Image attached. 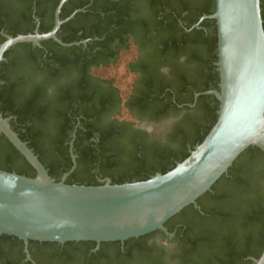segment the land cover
Returning <instances> with one entry per match:
<instances>
[{
    "label": "trees",
    "instance_id": "trees-1",
    "mask_svg": "<svg viewBox=\"0 0 264 264\" xmlns=\"http://www.w3.org/2000/svg\"><path fill=\"white\" fill-rule=\"evenodd\" d=\"M58 2L0 0V30L10 36L33 33L35 16L39 18L38 31L47 32L53 26ZM86 3L81 1L71 9L63 6L60 19ZM142 3L149 21L134 22L140 23L141 37L147 40L150 30L156 31L150 44L157 55H152L153 68L157 70L163 61L169 67V75L155 76L147 65L141 66L144 75L130 106L141 113L149 111L153 119L171 113L180 116L168 132L165 144L141 143L112 125L101 129L94 123L100 117V105L99 109L72 107L79 100L101 103V96L96 97L84 88L86 78L92 67L101 63L97 70L112 61L110 57L123 45L119 42L117 51L111 53L108 47L104 54L91 51L117 37L121 39L124 30L131 29L133 22L127 17L132 0H91L84 11L76 12L60 25L57 37L70 45H61L53 39L40 41V46L22 42L4 54L5 60L0 63V113L11 117L12 129L27 142L56 181L72 166L69 143L65 144L71 134L76 166L65 183L98 185L104 178L111 183H124L170 170L189 155V148L200 143L216 122L219 102L207 91L219 88L217 26L212 18L199 21L203 15L215 11V0H142ZM260 6L264 28V0H260ZM112 25L118 31L111 34ZM5 39L0 33V43ZM83 39H89L86 46L75 43ZM131 46L136 53L129 40L124 45ZM182 55L185 60L180 63L178 58ZM136 58L135 55L129 70L135 69ZM95 70L93 74L101 78ZM63 79L72 82L71 88L59 87L50 94L48 89ZM105 80L115 91L118 89L111 79ZM78 114L82 117L74 127L76 120L72 116ZM0 169L29 177L37 174L1 132ZM210 196L212 206L197 209L189 204L164 223L166 226L169 221L179 219L194 224L192 231L189 226L181 232L185 240L181 247L183 264H249L246 256L259 257L264 245V152L254 146L246 148L196 203ZM66 242L95 246V241Z\"/></svg>",
    "mask_w": 264,
    "mask_h": 264
},
{
    "label": "water",
    "instance_id": "water-1",
    "mask_svg": "<svg viewBox=\"0 0 264 264\" xmlns=\"http://www.w3.org/2000/svg\"><path fill=\"white\" fill-rule=\"evenodd\" d=\"M60 0L52 28L44 33L6 35L0 43V61L11 46L57 37L62 23ZM72 13L69 17H72ZM212 18L217 26V119L189 155L164 173L148 179L98 185L67 184L54 180L38 156L15 132L9 118L0 113V132L34 167L29 177L0 169V234L22 239L66 241H124L166 228L164 223L185 206L211 190V186L249 146L264 152V28L260 0H215ZM196 26L198 23L195 24ZM255 264H264V249Z\"/></svg>",
    "mask_w": 264,
    "mask_h": 264
},
{
    "label": "flooded vegetation",
    "instance_id": "flooded-vegetation-1",
    "mask_svg": "<svg viewBox=\"0 0 264 264\" xmlns=\"http://www.w3.org/2000/svg\"><path fill=\"white\" fill-rule=\"evenodd\" d=\"M81 1H87V3L84 7L73 10L62 20V23L72 18L76 12L84 11V8L89 6L91 0H66L62 4L61 9L63 6L66 9H71L75 4ZM72 13H74L73 16L69 17ZM34 18L36 24L33 32L35 29H38L39 26V18L35 16ZM127 18L129 22H133V26L129 30H124L120 36L121 39L117 37L115 40L109 42L108 45L102 46V44L96 46L92 48L91 52L95 54H104L106 51L105 48L107 47L109 48L108 50L110 53L116 52L118 49L117 44L120 42L124 46L128 40L134 44L136 49L135 55L137 58L134 61L135 69L130 68V71L134 74L135 78L129 93L125 98H122L120 91H117L118 89L115 91V88L112 85H109L106 80L104 81L105 78L101 80L102 78L94 75L92 70H95L99 64L101 66V63H99L97 66L91 68V72H89L86 78L84 88L90 94L101 96V103L99 104V101L93 102L89 100H79L78 102L73 103L72 107L79 110L81 108L87 109L96 106L99 109L98 106L100 105V117H98L94 123L97 126H101V129H108L112 125L123 131L124 134L135 137L136 141L141 143L159 142L165 144L167 142L168 132L180 116L171 113L164 118L153 119L148 113L149 111L141 113L132 108L130 102L135 97L133 95H135L138 92L137 90L140 89L141 79L144 75L141 66L147 65V69L153 71L155 76H159L160 73L169 75V67L163 64L164 62L162 61L157 70L153 68V57H157V55L156 53L154 54V49L150 44L152 42L151 35L154 36L156 31L152 28L150 30V36H147L148 38L150 37V39L147 40V38L141 37L140 23L134 22L138 19L149 21L146 7L143 5L142 0H132L131 10H129V16ZM125 20L128 22L126 18ZM115 31H118V29H115L114 25H112L109 29V33L112 34ZM0 33L5 36V38L6 35H8L2 30H0ZM80 33L81 32L78 34ZM88 40L89 39H83L75 43H83V45L86 46ZM100 40L102 41L103 37H100ZM4 54L0 63L5 60ZM117 54L114 53V55L110 57L111 60H114ZM184 60L185 56L183 55L178 58V62L180 63L184 62ZM71 84L72 82L69 79H63L59 81L57 86L50 87L48 92L52 94V92H55V89H59V87L67 90L71 88ZM71 110L72 109H70V111ZM127 114L130 119L126 118L125 115ZM72 117L76 120L74 127H77L82 115L78 114ZM7 118H9L8 120L10 123L11 117L9 116ZM73 139L74 134H71V139L67 142L65 141V144L69 143L70 158L71 153H73ZM212 204L213 198L210 196L197 204L198 207L193 206L200 209V206H212ZM190 223L179 219L171 220L165 226L167 232L159 229V231H152L141 238L135 237L136 239H126L118 242H95V246H92L91 248L82 245V243H59L49 241H34L31 243L28 241L25 245L22 239L9 237L8 234L2 233L0 234V264H183L181 247L185 240L183 239L184 236L182 233L185 228L189 226L190 228L193 227L194 224L191 221ZM192 230L193 229L191 228L190 231ZM177 234L179 236H177ZM263 249L264 245L261 248V253ZM75 251L77 253H75ZM246 259L251 261L249 264H255L253 259L256 258L253 257V255L246 256Z\"/></svg>",
    "mask_w": 264,
    "mask_h": 264
},
{
    "label": "rangeland",
    "instance_id": "rangeland-1",
    "mask_svg": "<svg viewBox=\"0 0 264 264\" xmlns=\"http://www.w3.org/2000/svg\"><path fill=\"white\" fill-rule=\"evenodd\" d=\"M135 58L134 49L131 47H120L114 60L106 63L101 68L95 70L101 78L111 79L119 89L120 94L125 97L134 80V74L129 70L131 61ZM128 118V115H125ZM130 119V118H128Z\"/></svg>",
    "mask_w": 264,
    "mask_h": 264
}]
</instances>
